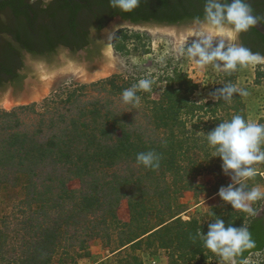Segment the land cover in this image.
<instances>
[{
  "label": "trees",
  "instance_id": "trees-1",
  "mask_svg": "<svg viewBox=\"0 0 264 264\" xmlns=\"http://www.w3.org/2000/svg\"><path fill=\"white\" fill-rule=\"evenodd\" d=\"M42 3L43 0L0 1V12H8L18 27L12 28V32L20 48L36 54L52 53L59 43L75 52L90 42L92 26L102 29L118 15L133 23L176 24L203 20L205 0H139L138 7L131 12L111 7L110 0H53L48 18L44 15L48 21L38 23L30 13L40 12ZM246 3L264 22V0H246ZM36 26L40 36L36 35L37 43L43 41L37 46L31 44L29 37ZM241 39L244 47L264 56V34L251 27L241 33ZM167 80L169 83L159 99L150 101L153 107L145 106L152 119L150 125H155L150 130H163L161 140L155 132L147 135V125L136 122L135 118L109 108L103 112L97 106L89 112L92 119L67 120L61 133L48 138L15 131L5 137L6 142L1 141V179L25 173L21 167H26L29 175L27 198L17 204L12 218L7 214L0 219V264H53L57 255L78 264L75 255L82 257L83 252H71V247L84 251L92 239L111 240L117 233L124 235L122 241L126 240L120 247L123 250L139 246L144 238L140 237L160 230L150 232L153 228L147 229L140 222L145 220L143 214L147 209H161L162 199L167 207L174 201L166 197L171 193L169 187L162 188V181L169 182L168 175H171L177 184L183 181L186 187L191 185L192 178L200 174V166L191 151H213L208 145L207 133L225 119L203 121L198 112L217 113L216 109L224 102L222 99L196 102L193 95L198 84L187 73L177 70ZM150 94L151 91L147 96ZM242 107V103L229 106L235 110L234 115L247 121ZM183 112L186 116H182ZM0 114L12 112L4 110ZM197 115L202 121L196 122L192 129L187 119ZM13 146L16 149L10 151ZM149 151L161 157L158 168H145L137 163V154ZM70 176L80 178L79 189L68 186ZM125 198L131 210L129 222H122L118 216L119 205ZM243 224L249 228L255 246L243 251L237 258L238 264H243L252 252L264 249V214H256ZM129 234L133 236L125 238Z\"/></svg>",
  "mask_w": 264,
  "mask_h": 264
},
{
  "label": "rangeland",
  "instance_id": "rangeland-1",
  "mask_svg": "<svg viewBox=\"0 0 264 264\" xmlns=\"http://www.w3.org/2000/svg\"><path fill=\"white\" fill-rule=\"evenodd\" d=\"M191 42L185 44L180 54L176 56L165 37L154 38L152 33L139 29L136 31L131 26L119 27L111 38L112 55L118 60L116 68L119 72L90 82L65 80L47 96L23 104L30 105L27 109L18 108L22 104L13 105L10 109L0 107V113L4 110L12 112L11 115L0 114V143L6 142L5 137L15 131L48 138L61 133L68 121L73 118L92 119L89 112L94 111L97 106L101 107L103 112L109 108L123 112L131 119L135 118L136 122L147 125V135L155 132L157 139L161 140L163 130L158 128L150 130V126L155 125H150L152 119L145 106L153 107L150 101L159 99L169 83L167 78L177 70L187 73L188 77L198 84L193 95V99L198 103L216 101L211 94L222 88L226 82L247 91V96L233 94L227 103L222 99L224 103L216 109L217 113L210 111L203 115V112H198L203 121L212 122L218 117H223L224 121H227L235 114V110L229 106L242 103V111L245 112L247 121L264 124V63L238 67L231 72L217 69L212 65L201 67L186 54V48ZM141 79L151 80V88L148 91H137L139 104L133 108L123 103L122 92ZM149 91L151 94L147 96ZM82 110L85 111V115L82 114ZM149 113L152 115L151 109ZM182 116H186L184 112ZM201 118L198 115L189 116L188 126L193 129L194 124ZM15 149L13 146L9 150ZM261 149L264 150V144L261 145ZM191 154L200 166L198 167L200 174L192 178V183L188 187L183 181L177 184L175 182L177 180H171V175H168L169 182L163 180L161 186L169 187L168 192L171 194L166 197L174 200L168 204L172 207L165 206L167 204L162 199L159 204L160 210L151 211L149 208L143 214L146 221L142 220L140 223L147 229L153 228L150 232L160 228L159 231L140 237L139 239L144 238L139 246H129L123 250L120 247L126 240L122 241L124 235L117 233L113 234L111 240L92 239L84 251L77 246L71 247V252L76 254L83 252L82 257L75 255L78 264H222L216 254L204 247L203 240L197 233L206 234L208 224L214 222L217 217L224 219L226 225L240 227L243 221L246 224L254 215L232 209L231 205L223 202L217 195L218 189L222 185H227L230 178L222 172L221 158L213 157L214 150L191 151ZM250 167L253 168L254 174L244 181L247 189L258 187L264 192V160L254 161ZM12 168L16 169L14 166ZM21 169L26 172L21 175L15 174L14 178L1 179L0 173V219L7 214L12 215V218L17 204L27 198L26 184L29 174L26 167ZM67 183L71 189H79L81 186L80 178L77 176H70ZM150 185L153 186L151 182ZM263 203L264 198L250 202V206L257 214L263 210ZM118 216L122 222L130 221L131 210L127 198L121 201ZM131 236L133 234L125 238ZM64 258L62 260L61 256L57 255L53 264L73 262ZM243 264H264V249L252 252Z\"/></svg>",
  "mask_w": 264,
  "mask_h": 264
},
{
  "label": "clouds",
  "instance_id": "clouds-1",
  "mask_svg": "<svg viewBox=\"0 0 264 264\" xmlns=\"http://www.w3.org/2000/svg\"><path fill=\"white\" fill-rule=\"evenodd\" d=\"M35 3V0H31ZM45 5L51 0H43ZM139 5V0H110V6L123 12H131ZM258 19L246 0H205L204 19L198 20L199 29L192 42L186 48V54L201 67L212 65L217 69L231 72L238 67L264 63V56L253 53L250 49L234 43L236 37L256 26ZM152 81L141 79L131 88L122 92V101L135 108L139 104L138 90L148 91ZM233 94L247 96L244 89L231 84L224 85L212 93L214 100L230 101ZM207 142L214 149L213 157L222 160L221 169L230 178L227 185H222L217 195L232 209L243 210L256 215L250 202L264 198V192L258 187L247 189L244 181L254 174L250 165L254 161L264 160V124L246 121L240 115L219 123L207 133ZM137 163L145 168L159 167L161 157L154 151L137 154ZM203 240L204 247L216 254L222 264H238L237 258L247 249L255 246L246 225L235 227L226 225L224 219L217 217L208 224L205 234L197 233Z\"/></svg>",
  "mask_w": 264,
  "mask_h": 264
},
{
  "label": "water",
  "instance_id": "water-1",
  "mask_svg": "<svg viewBox=\"0 0 264 264\" xmlns=\"http://www.w3.org/2000/svg\"><path fill=\"white\" fill-rule=\"evenodd\" d=\"M252 13L258 19L253 28L264 34V22L253 11ZM121 26H131L136 31L139 29L152 33L154 38L165 37L176 56L180 54L185 44L192 41L200 27L198 20L176 24L155 21L131 23L117 16L100 31L104 45L95 55L87 56L85 51L71 52L64 47L59 48L58 53L53 57L27 54L26 76L21 86L14 88L7 85L0 89V107L10 109L13 105H23L45 97L65 80L90 82L119 72L116 68L118 60L112 55L111 38L114 31ZM92 34L96 33L93 31ZM233 42L242 45L241 33ZM262 207L263 210L257 214H264V203Z\"/></svg>",
  "mask_w": 264,
  "mask_h": 264
},
{
  "label": "flooded vegetation",
  "instance_id": "flooded-vegetation-1",
  "mask_svg": "<svg viewBox=\"0 0 264 264\" xmlns=\"http://www.w3.org/2000/svg\"><path fill=\"white\" fill-rule=\"evenodd\" d=\"M52 1L53 0H51V2ZM50 4L51 3L47 5H45L44 3L40 4L41 7L40 12H36L35 10H32L30 13L32 18L36 19L38 23L47 22L48 15L53 8L50 7ZM45 9L48 12H46ZM44 15H46L47 18H45ZM121 19L131 22L130 20L123 19L122 17ZM13 25L14 24L11 21L9 13L6 11L0 12V89L5 88L7 85L14 88H18L19 86H21L26 76L27 63L25 60V56L27 54H31L33 56L43 55L46 57L48 56L53 57L56 55V53H58V49L63 47L68 48L71 52H74L70 47H67L61 43L57 45L55 51H53L52 53H45V54H36L35 52L30 51L26 48H20V43L14 36V33L12 32V28H18V27L16 25L14 26ZM36 28L37 26L35 27V29H32L29 35V37L31 38L30 40L31 44L35 46L39 44L41 45L43 43L42 40L39 42V44L37 43L36 38L40 36L36 32L37 30ZM102 29H98L96 26H92L90 28V33H89L90 42L85 47L77 50V52L85 51L87 53V56H92L100 52L102 46L104 45L102 37H100L101 36L100 31ZM93 31L96 34H92ZM41 50L42 49H40V51Z\"/></svg>",
  "mask_w": 264,
  "mask_h": 264
}]
</instances>
